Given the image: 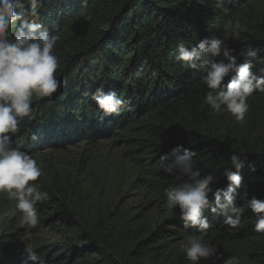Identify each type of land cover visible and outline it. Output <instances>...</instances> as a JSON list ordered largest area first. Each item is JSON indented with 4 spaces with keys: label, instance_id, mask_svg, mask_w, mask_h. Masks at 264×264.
<instances>
[{
    "label": "trees",
    "instance_id": "1",
    "mask_svg": "<svg viewBox=\"0 0 264 264\" xmlns=\"http://www.w3.org/2000/svg\"><path fill=\"white\" fill-rule=\"evenodd\" d=\"M217 2L87 0L83 6L84 0H45L41 22L50 33L56 31L60 36L53 50L59 58L56 77L60 88L52 98L33 101V118L21 122L13 140L36 154L48 148L67 149L83 141L96 143L100 136L117 131L139 134L145 141H137L136 150L141 152L145 147L142 143H148L153 152L143 164L147 185L161 198L170 217L156 226L144 221L141 226L112 228L90 205L78 203V214L65 198L51 196L49 200L61 208L68 225L55 242L30 247L44 264H193L177 244L199 230L184 228L178 219V206L172 210L165 206L166 190L186 179H178L161 167L160 157L177 144L197 153L194 160L202 175L211 172L217 177L214 189L227 188L222 172L233 152H247L241 170V196L245 191L248 195L237 204L243 206L253 196L264 199V92L256 91L249 97L245 122L238 124L230 114L210 112L203 104L208 91L203 73L175 59L179 43L191 47L204 38H223L225 23L237 20L246 31L239 41H225L233 55L242 62L239 53L251 43L264 58V0H222L223 9L215 7ZM85 15L91 16V21ZM101 84L126 101L119 115L105 116L97 108L92 94ZM32 132L38 140L30 138ZM210 198L214 200V195ZM4 205L0 202V214L12 230H19L12 226L13 215L7 218L9 207ZM205 215L210 223L206 239H211L225 259L236 255L241 264H264V233L254 231L255 213L251 209L245 210L237 229L224 225L210 211ZM79 224L83 229H77ZM0 264L34 262L28 259L25 248ZM199 264L213 261L201 260Z\"/></svg>",
    "mask_w": 264,
    "mask_h": 264
},
{
    "label": "clouds",
    "instance_id": "2",
    "mask_svg": "<svg viewBox=\"0 0 264 264\" xmlns=\"http://www.w3.org/2000/svg\"><path fill=\"white\" fill-rule=\"evenodd\" d=\"M45 0H0V194H6L20 213L19 223L25 231L39 223L38 204L49 200V193L42 191L37 183L42 169L37 159L24 150L23 143H16L13 136L19 131L21 122L33 118V101L52 98L60 88L56 77L59 58L54 53L58 32H51L41 22V9ZM87 5L84 0L83 6ZM216 8L223 9L222 0ZM91 21V16L85 15ZM246 27L238 20L226 22L223 38H204L191 47L183 42L177 46L175 59L193 70L203 73L207 86L203 104L217 115L230 114L236 123L245 122L250 105L248 99L254 92H264V58L257 55L251 43L241 49L239 56L233 55L226 40L239 41ZM220 58V59H218ZM137 75H141L137 72ZM230 77L225 83V78ZM92 99L105 116L119 115L126 101L115 90L106 91L103 84L95 89ZM35 141L39 137L30 134ZM197 153L183 144H177L160 157L163 170L183 182L166 190L165 206L168 210L179 207L178 219L185 229L196 227L199 234H189L181 245L187 260L199 264L201 260L213 264H241V258L230 255L227 259L219 253L217 246L206 239L210 229L206 211L219 216L221 222L231 229L241 225L246 209L255 213L253 229L264 233V199L253 196L243 206L237 201L241 196L247 152L235 151L224 167L222 177L228 181L226 189L213 188L217 177L211 172L202 175L194 157ZM255 171V166H251ZM214 195V200L210 198ZM28 259L34 264H44L41 256L26 246Z\"/></svg>",
    "mask_w": 264,
    "mask_h": 264
},
{
    "label": "rangeland",
    "instance_id": "3",
    "mask_svg": "<svg viewBox=\"0 0 264 264\" xmlns=\"http://www.w3.org/2000/svg\"><path fill=\"white\" fill-rule=\"evenodd\" d=\"M137 141L145 139L139 134L129 136L125 131H117L100 136L96 143L83 141L67 149L48 148L32 154L42 169L41 177L34 183L47 191L49 198H65L68 207L78 214L80 205L75 208L78 203L90 205L93 213L103 221L107 219L112 228L141 226L144 221L152 226L161 224L170 216L161 198L147 185L143 167L146 157L153 152L147 148L148 143H142L145 145L142 153L136 150ZM53 201L38 204L39 223L25 231L20 226L15 202L0 194V202L9 207L7 218L13 215L12 226L19 228L12 230L0 214V261L18 256L26 246L55 242L61 237L63 227L68 224ZM77 229H83V224ZM183 243L179 241L177 245L181 248ZM93 256L99 258L98 254Z\"/></svg>",
    "mask_w": 264,
    "mask_h": 264
}]
</instances>
